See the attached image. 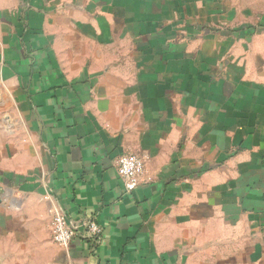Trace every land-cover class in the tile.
<instances>
[{
  "label": "crops",
  "instance_id": "1",
  "mask_svg": "<svg viewBox=\"0 0 264 264\" xmlns=\"http://www.w3.org/2000/svg\"><path fill=\"white\" fill-rule=\"evenodd\" d=\"M0 264H264V0H0Z\"/></svg>",
  "mask_w": 264,
  "mask_h": 264
},
{
  "label": "built area",
  "instance_id": "2",
  "mask_svg": "<svg viewBox=\"0 0 264 264\" xmlns=\"http://www.w3.org/2000/svg\"><path fill=\"white\" fill-rule=\"evenodd\" d=\"M117 172L123 184L131 189L135 187L144 173V159L124 154L117 160ZM53 241L62 248H68L76 238L85 239L96 247L102 237V228L90 214H84L79 220H72L66 214L56 212L53 215Z\"/></svg>",
  "mask_w": 264,
  "mask_h": 264
}]
</instances>
